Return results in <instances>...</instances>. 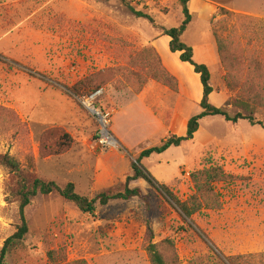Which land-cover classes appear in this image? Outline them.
Here are the masks:
<instances>
[{"label":"rangeland","instance_id":"1","mask_svg":"<svg viewBox=\"0 0 264 264\" xmlns=\"http://www.w3.org/2000/svg\"><path fill=\"white\" fill-rule=\"evenodd\" d=\"M126 1L154 23L134 16L123 0H0V156L14 157L27 174L60 187L73 183L90 199L110 189L124 191L143 150L186 134L179 128L181 110L187 122L201 112L199 103L189 101L185 108L190 84L182 72L183 79L171 73L177 92L154 81L146 85L152 112L135 101L117 114L116 93L135 95L130 88L116 89L117 81L125 82L121 75H108L100 104L115 111L111 132L123 141L117 139L118 149L98 151L97 126L68 88L124 65L128 56L154 47L161 28L179 27L184 20L180 0ZM222 8L262 23H235L220 14ZM189 9L193 19L183 42L193 48L197 63L210 67L211 103L235 115L231 104L237 89L227 87L213 30L264 63V0H191ZM154 99L168 108L172 101V110L161 115ZM155 117L168 120L166 130L155 127ZM254 117L264 122V109ZM142 165L180 201L193 195L190 175L196 170L222 166L239 179L215 185L221 210L204 209L190 219L144 180L129 183L144 198L98 205L94 214L81 212L57 193L38 195L25 209L29 233L6 264H151L146 246L151 241L167 254L165 240L174 243L178 264H231V257H241L240 264L264 262V129L244 120L232 124L207 117L194 140L152 155ZM15 185L16 177L0 165V250L21 223L19 203L10 194Z\"/></svg>","mask_w":264,"mask_h":264},{"label":"trees","instance_id":"2","mask_svg":"<svg viewBox=\"0 0 264 264\" xmlns=\"http://www.w3.org/2000/svg\"><path fill=\"white\" fill-rule=\"evenodd\" d=\"M107 1V0H106ZM191 0H180L184 20L179 27L161 28L162 36L171 39L169 49L172 53H180L179 59L183 63H189L194 72L199 75L203 87V96L200 102L201 112L191 117L187 123L186 134L184 136L172 135L163 140L159 145L143 150L138 159L132 164L133 175L127 177L124 191L107 190L99 193L95 198L90 199L76 192L75 185L68 183L65 187H60L53 181H46L36 176L34 173L27 174L21 169L18 161L8 154L0 156V165L5 167L16 177V185L11 189V196L19 203L20 225L16 232L9 237L0 250V264H6L7 256L26 238L29 227L25 216V209L38 195H51L57 193L62 199L73 203L81 212L94 214L98 205L106 206L113 201H128L132 199L144 198L140 188H130L131 181L144 180L150 186L165 195L180 213L186 218H192L201 211H216L223 208V203L215 189L216 184L230 183L239 179L237 176L229 174L222 166L205 167L191 173L190 178L193 184L194 193L186 201H180L170 188L164 184H159L149 171L142 165L144 159L152 155H160L172 147H180L183 142L192 141L199 131L200 122L207 117H222L227 122L237 124L239 121H248L252 126H259L264 129V122L254 117L257 109H264V63L254 54L241 49L236 42L230 38L222 36L216 28L213 30L218 54L222 67L226 71V84L230 90L237 89V94L232 101V106L237 109L235 115H231L227 109L219 108L211 103L210 96L214 92L211 85L212 74L207 65L199 64L194 60L193 48L183 42V35L187 31L193 16L189 9ZM129 11L137 18H143L150 23L154 20L147 14L135 10L131 5L123 0ZM222 16L236 22L253 23L260 21L253 17L234 13L224 8L219 10ZM262 23V21H260ZM241 24V23H240ZM216 29V30H215ZM128 61L122 66L107 68L93 73L69 87L71 95L76 99L92 93L109 83L108 75L113 77L122 76L125 82L115 83L117 90L130 88L134 94L139 95L150 81H154L170 90L178 91L177 79L164 66L161 56L153 46H147L140 51L128 56ZM150 240L153 235L149 228ZM166 253L160 252L159 245L151 241L146 246V252L151 264H178V256L174 243L165 240L162 243ZM55 251H51L49 256L54 257ZM241 257L229 258L231 264H240ZM67 264H88L85 260L69 262ZM260 264H264L260 263Z\"/></svg>","mask_w":264,"mask_h":264},{"label":"crops","instance_id":"3","mask_svg":"<svg viewBox=\"0 0 264 264\" xmlns=\"http://www.w3.org/2000/svg\"><path fill=\"white\" fill-rule=\"evenodd\" d=\"M170 41H171V39L169 37L160 36V37H158V39H156V41L154 42L153 45L157 49L159 55L161 56L164 66L168 69V71L170 73L174 74L179 79H183V77H181L182 72L184 73L185 76H187L190 86L187 88V93L185 96V98H186L185 99V102H186L185 108L189 106V104H190L189 101L193 102L195 105L197 103L200 104V102L202 100V96H203V87H202L201 82H200V77L195 72H193L194 69L189 63H183L180 61V59H179L180 53H172L170 51V49H169ZM166 57L171 58V61H168L166 59ZM202 63L207 64L208 62H202ZM209 69H210V67H209ZM149 85H150V83L147 86H149ZM164 89H167V88H160L161 93H167V90H164ZM154 90H155V88H153L151 91H154ZM146 92H148V88L147 89L145 88L143 90V92H141L139 95L134 94L135 96L132 98L129 96H126V94L116 93L115 104L117 105V114L122 112V110L124 111L125 107H127V106L132 107L134 105L135 101L144 103L145 105L143 107L147 113L152 112L153 108L151 110L150 105L147 103V99L149 96ZM170 98L172 100L173 96H170ZM153 102L159 103L158 108H159L161 115L163 114L166 116L168 111L172 110V101L170 102L169 108L166 104H161V102H159V101L157 102V101H155V99L153 100ZM114 116H115V111H114ZM171 116L173 117L172 114H171ZM180 117L182 118V120L185 117L184 109L181 110ZM187 117H190V116H187ZM154 119H155V120H153L154 125L157 129H159V130H166L167 129L168 120L167 121L165 119L163 120V119H161V117L160 118L155 117ZM182 120L180 122L181 124L179 125V128H181L184 131L185 128L187 129V123L188 122L184 121V120L182 121ZM173 127H174V123H172V129H174ZM117 139L120 141H123V139L121 137H118ZM160 155H162V154H160Z\"/></svg>","mask_w":264,"mask_h":264},{"label":"built area","instance_id":"4","mask_svg":"<svg viewBox=\"0 0 264 264\" xmlns=\"http://www.w3.org/2000/svg\"><path fill=\"white\" fill-rule=\"evenodd\" d=\"M104 95L103 89L78 97L79 104L91 116L97 126L96 148L102 154L119 148V141L111 132L114 110L103 107L100 102Z\"/></svg>","mask_w":264,"mask_h":264}]
</instances>
